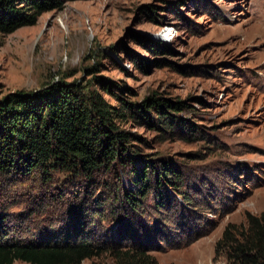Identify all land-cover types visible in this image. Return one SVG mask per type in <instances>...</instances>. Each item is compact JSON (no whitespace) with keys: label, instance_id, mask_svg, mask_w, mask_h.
Wrapping results in <instances>:
<instances>
[{"label":"rangeland","instance_id":"obj_1","mask_svg":"<svg viewBox=\"0 0 264 264\" xmlns=\"http://www.w3.org/2000/svg\"><path fill=\"white\" fill-rule=\"evenodd\" d=\"M60 1L36 25L0 35V98L55 83L86 105L96 96L136 166L168 165L180 182L143 199L130 168L0 177L11 237L79 232L101 248L81 264H122L115 254L125 252L145 264H227L215 247L225 229L264 216V0ZM153 97L184 102L181 122L162 125L149 110L145 123L136 112Z\"/></svg>","mask_w":264,"mask_h":264},{"label":"trees","instance_id":"obj_2","mask_svg":"<svg viewBox=\"0 0 264 264\" xmlns=\"http://www.w3.org/2000/svg\"><path fill=\"white\" fill-rule=\"evenodd\" d=\"M61 6L60 0H0V35L34 26L41 15ZM139 105L140 112L136 113L146 116L142 118L145 123L151 122L147 112L153 110L160 115L162 125L168 126L181 122L176 114L186 109L184 102L154 97ZM129 143L128 134L118 132L111 123L104 101L95 96L86 105L70 84L55 83L36 92H14L0 98V177L35 172L44 177L57 172L91 179L102 170L109 173L113 168H130L143 199L155 186L180 182L168 165L138 168ZM122 201L131 211H139L134 197L125 196ZM2 219L0 264H81L101 255V248L81 239L79 232L73 234L77 238L74 241L69 234L61 241H22L11 237ZM232 229L237 230L227 227L215 246L216 251L221 248L227 264H264V216L248 214L243 231L236 234ZM115 256L124 260L122 264H145L147 259L128 252Z\"/></svg>","mask_w":264,"mask_h":264}]
</instances>
